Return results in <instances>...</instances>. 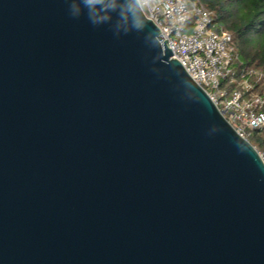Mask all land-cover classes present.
<instances>
[{
  "label": "water",
  "instance_id": "1",
  "mask_svg": "<svg viewBox=\"0 0 264 264\" xmlns=\"http://www.w3.org/2000/svg\"><path fill=\"white\" fill-rule=\"evenodd\" d=\"M0 264H264V161L137 0H0Z\"/></svg>",
  "mask_w": 264,
  "mask_h": 264
},
{
  "label": "built area",
  "instance_id": "2",
  "mask_svg": "<svg viewBox=\"0 0 264 264\" xmlns=\"http://www.w3.org/2000/svg\"><path fill=\"white\" fill-rule=\"evenodd\" d=\"M139 5L235 131L247 140L264 131V71L241 67L232 35L216 24L215 15L193 0H140ZM258 153L264 161V150Z\"/></svg>",
  "mask_w": 264,
  "mask_h": 264
},
{
  "label": "trees",
  "instance_id": "3",
  "mask_svg": "<svg viewBox=\"0 0 264 264\" xmlns=\"http://www.w3.org/2000/svg\"><path fill=\"white\" fill-rule=\"evenodd\" d=\"M193 1L210 10L216 24L232 35L241 67L264 71V0ZM248 141L264 150V131H254Z\"/></svg>",
  "mask_w": 264,
  "mask_h": 264
},
{
  "label": "clouds",
  "instance_id": "4",
  "mask_svg": "<svg viewBox=\"0 0 264 264\" xmlns=\"http://www.w3.org/2000/svg\"><path fill=\"white\" fill-rule=\"evenodd\" d=\"M102 2V0H84V3L86 4V5H88V4H97V3H101ZM140 2V0H137V3H139Z\"/></svg>",
  "mask_w": 264,
  "mask_h": 264
}]
</instances>
